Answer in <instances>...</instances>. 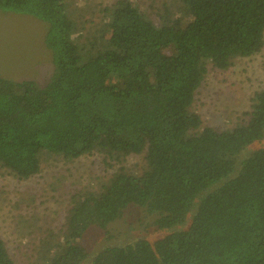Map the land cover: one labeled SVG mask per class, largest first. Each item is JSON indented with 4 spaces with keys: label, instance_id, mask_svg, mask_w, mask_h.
I'll use <instances>...</instances> for the list:
<instances>
[{
    "label": "trees",
    "instance_id": "trees-1",
    "mask_svg": "<svg viewBox=\"0 0 264 264\" xmlns=\"http://www.w3.org/2000/svg\"><path fill=\"white\" fill-rule=\"evenodd\" d=\"M0 12L45 26L55 65L43 84L0 76L1 174L26 183L94 154L115 168L69 194L32 264H264V88L226 129L194 111L211 69L264 50V0H0ZM130 207L141 226L109 230ZM0 264H17L2 236Z\"/></svg>",
    "mask_w": 264,
    "mask_h": 264
},
{
    "label": "rangeland",
    "instance_id": "rangeland-1",
    "mask_svg": "<svg viewBox=\"0 0 264 264\" xmlns=\"http://www.w3.org/2000/svg\"><path fill=\"white\" fill-rule=\"evenodd\" d=\"M178 5V1H176ZM47 30L35 19L0 12V76L13 81L45 83L54 74V61L44 38ZM264 88V50L253 57L238 59L228 70L211 69L194 104L204 126L232 127L251 104L254 92ZM142 156H131L125 166L140 171ZM99 154L72 162L51 161L40 177L18 183L0 172V236L17 264L36 262L37 238L48 229L57 230L69 205V194L91 188L114 171ZM68 198V199H67ZM35 200V201H32ZM26 215L31 227L20 221ZM142 214L130 207L109 230L124 235L141 226ZM103 231H92L85 239L98 246ZM111 238H114L113 236Z\"/></svg>",
    "mask_w": 264,
    "mask_h": 264
}]
</instances>
